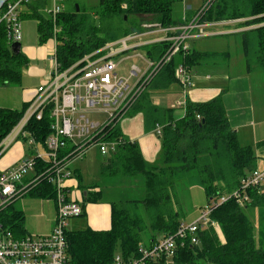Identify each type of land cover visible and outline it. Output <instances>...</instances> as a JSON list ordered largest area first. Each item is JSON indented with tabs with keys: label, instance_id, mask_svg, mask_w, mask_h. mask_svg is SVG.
<instances>
[{
	"label": "trees",
	"instance_id": "1",
	"mask_svg": "<svg viewBox=\"0 0 264 264\" xmlns=\"http://www.w3.org/2000/svg\"><path fill=\"white\" fill-rule=\"evenodd\" d=\"M182 1L99 0L93 6L78 3L79 11L76 4L66 8L64 3V10L54 18L46 11L50 0H32L22 6L21 18L37 21L40 45L56 40L58 62L65 69L110 42L146 31V24L157 23L161 27L179 25L182 21L174 17L173 10L175 4ZM232 20H243L238 23V28L243 29L236 33L242 38L248 71H260L264 75V0H215L200 18L202 22ZM56 26L58 30H55ZM11 44L8 29L1 23L0 85L21 84L23 69L30 64L23 51L13 53ZM170 45V41L163 40L146 44L142 49L149 60L158 62ZM229 56V50L180 51L144 84L125 116L142 113L147 129L162 125V148L156 162L149 163L139 144L123 135L122 118L105 128L101 134L105 139L120 141L111 155L104 157L100 175L141 177L145 182V196L112 202L111 226L108 229L90 226L67 229L72 264H110L117 254L126 260L139 257L141 246H152L162 236L175 233L182 222L177 186H202L210 204L212 200L238 189L242 179L259 168V156L252 145L240 142L221 94L207 101L188 100L183 116H177L174 108L158 106L151 100L153 91L166 89L179 81L176 69L180 64L190 69ZM31 101L21 108L0 106V143L23 117ZM51 124L52 118L47 111L40 120L32 117L26 129L45 147L46 138L52 132ZM258 147H264V140L258 143ZM261 157L264 159V149ZM39 164L41 166L42 162ZM74 174L78 186L86 191L81 199L84 206L82 217L87 204L98 202L102 192L95 191L97 183L90 186L82 184L79 169H75ZM247 194L250 200L246 206H241L233 198L218 203L210 214V222L198 232V243L191 242L189 238L183 240L171 258L172 263L264 264V186L250 188ZM56 195L55 185L42 180L23 197L55 199ZM15 203L16 200L1 213L2 221L16 235L25 236L28 234L26 213ZM249 207L258 208V231L246 213ZM142 213L147 217L144 218ZM149 227L153 233L146 240L144 231ZM150 264L167 262L164 257Z\"/></svg>",
	"mask_w": 264,
	"mask_h": 264
},
{
	"label": "built area",
	"instance_id": "2",
	"mask_svg": "<svg viewBox=\"0 0 264 264\" xmlns=\"http://www.w3.org/2000/svg\"><path fill=\"white\" fill-rule=\"evenodd\" d=\"M30 1L8 0L0 10V24L6 25L12 42L22 40L21 8ZM214 1L207 0L196 11L191 24L181 26L177 33L163 39L170 41L171 45L158 62L148 61L145 71L135 65L132 67V74H140L134 85L118 76L115 56L132 48L131 43L136 34L110 42L65 69L58 62L54 40L55 45L48 56L51 67L45 82L37 87L25 114L0 143V155L16 140H22L32 151L29 156L0 171V264H72L66 238L68 221L84 213L82 201L72 197L66 187V180L74 175L73 162L82 158L94 144L98 145L104 157L111 155L120 140L105 139L104 134L101 135L105 128L125 116L144 84L159 68L180 51L190 50L189 40L194 37L193 29L204 26L200 18ZM64 3L65 0H51L46 11L56 18L64 10ZM164 29L170 31L174 27ZM55 30H58V26ZM176 76L183 91L193 86L192 75L185 65L177 67ZM98 105L102 107L98 108ZM186 106L187 101L184 111ZM95 110L110 114L105 124L95 122L86 115ZM47 111L52 118V132L46 138L45 147H42L26 126L32 117L40 120ZM155 131L161 135L162 125L158 124ZM42 180H47L57 188L53 229L48 234L18 236L3 224L1 213ZM259 186H264V167L252 170L242 179L238 189L212 200L197 220L189 224L182 221L175 233L162 236L152 246H141L139 257L126 260L117 254L110 264H150L164 257L167 264H171L169 259L174 256L179 244H183V240L189 238L191 242L198 243V232L210 222V214L218 203L233 198L241 206H246L250 200L247 191Z\"/></svg>",
	"mask_w": 264,
	"mask_h": 264
},
{
	"label": "rangeland",
	"instance_id": "3",
	"mask_svg": "<svg viewBox=\"0 0 264 264\" xmlns=\"http://www.w3.org/2000/svg\"><path fill=\"white\" fill-rule=\"evenodd\" d=\"M206 1L207 0H183L182 2H177L174 6L173 15L176 19L181 18L182 6H184V4H186L187 2L197 6L200 4H204ZM78 3L93 6L97 5L99 3V0H66L65 6L66 8H70L74 4ZM26 22L28 25H34L36 23V20L30 18L24 19L22 22L23 27L25 26ZM237 27H239V25H237ZM32 34L33 40H31L29 44L27 43V45L32 46L35 49L41 47V45H39V43L37 42V37L35 36L37 34L36 30L33 29ZM210 38L212 39L208 40L209 38H203L200 40H195L192 43V48L198 49L199 43L205 42V47H208L209 49L230 51V60H226L225 58L217 60V63L221 65V69L228 70H225V72L223 73L222 71H219L220 73L217 74L218 78L215 79L212 85H218L220 86V89H228L224 91V95L229 116L230 119H232V123L234 125L233 127L238 131L239 140L242 144L252 145L254 147L256 154L259 156L258 167L263 168L264 159L261 157V152L263 151L264 147H258V143L264 140V75L260 71H248L245 62L242 38L239 33L232 35H218L217 37ZM42 46H44L45 48H48L49 46L51 48V45L47 43ZM120 56H122L121 59H123L117 66L116 71L118 76L120 78L128 79L131 85L136 84L139 80L140 74H132L131 69L135 65L144 70L147 66V63L144 61V58H147V53L143 50L134 55L126 54L125 56V54H122ZM118 58L119 57H117V59ZM30 60V65L26 66L23 69V72H26L30 66L37 63V60H35V58ZM228 62L230 65H227V67L225 68V64H228ZM214 67L219 68L215 65ZM24 78L25 80L22 81L23 84L21 83V87L24 86L26 87V89L34 88L38 86L39 83L42 84L43 82H45V80L43 79V81L42 77L39 76L29 78L25 76ZM188 93L189 89H187L186 91H182L181 93H179V95L173 97L170 101L171 107L183 109ZM165 97L166 96H160L158 98H154V100L165 105L169 103L164 100ZM99 107L102 106L98 105V108ZM86 115L91 118V120L100 122L101 124H105L110 117V114L104 110L90 111L86 113ZM124 117L127 118L128 116ZM103 159L104 156L101 154L98 145L94 144L88 148L86 154L82 158H79L75 160V162H73V170L76 169V165H79L81 169L82 184H91L92 182H96L98 180ZM74 180L78 181L76 174L74 175ZM115 180L116 187L113 189L111 187V182H102V190L104 195L103 198H138V188L132 187V184L130 183L133 182V180L137 179H135L134 177H117V179ZM136 182H139V180H137ZM125 186L130 187L126 188ZM113 190H115L116 192ZM176 194L181 206V219L186 224L197 220L201 216L202 210H204L208 206L204 188L200 185L181 184L177 186ZM142 195L143 196L140 197L143 198L145 196V190ZM15 204L19 207H22V209L26 212L25 226L28 234H48L50 232L52 223L54 225L56 220V208L54 199L21 197L16 200ZM246 213L249 215L258 231V229L260 228V215L258 208L249 207L246 209ZM142 214L144 218L147 217L145 213ZM84 220H86V216L70 219L68 221L67 228L74 229L82 227ZM146 228L144 233L146 234L147 240V238L153 233V231L152 229H150V227L148 230H146ZM169 261H171L169 263L173 264L171 258L169 259Z\"/></svg>",
	"mask_w": 264,
	"mask_h": 264
},
{
	"label": "crops",
	"instance_id": "4",
	"mask_svg": "<svg viewBox=\"0 0 264 264\" xmlns=\"http://www.w3.org/2000/svg\"><path fill=\"white\" fill-rule=\"evenodd\" d=\"M197 5L195 6L192 3H186L184 6H182V15L180 19L182 22L179 25L174 26V30H166L163 27L154 24H146V26L152 25L151 28L148 27V29L142 33L136 34L137 36L132 40V48L126 52L123 53V55L128 54H137L141 51H143L142 47L146 44H150L153 42H158L166 38L167 36H171L175 33H177L181 26L183 25H189L191 24L192 20L194 19V15L196 11L201 6ZM239 23V20H232V21H222V22H204L201 23V25H204L202 27H196L193 29L194 37L189 40L190 43V49H196L199 51H225V50H214L209 49L208 47H205V42L199 43V47L192 48V43L195 40H200L203 38H209L208 40H211L210 37H217L218 35H232V34H238L236 32L241 31L242 28H238L237 25ZM36 30V39L38 41V32H37V21L33 25H28L27 22L25 23V26L23 27L24 34L21 40L22 43V51L28 56L29 61L30 59L35 58L37 60L36 64H33L30 66L26 72H23V78L22 81L25 80V76L29 77H42V80H46L51 63L49 61L48 56L50 55V51L54 47L55 43L54 41L49 42L47 44L51 45V48L48 46V48H45L41 45V47L34 48L32 46L27 45L31 40H33V34L32 30ZM228 33V34H226ZM40 45V44H39ZM33 57V58H32ZM118 62H120L122 59L120 55H118ZM217 59V57L215 58ZM226 59V58H225ZM230 60V56L226 60ZM144 61L147 63L146 68L148 67V61L152 62L148 58H144ZM31 63V62H30ZM30 65V64H29ZM215 66H218L219 68H215ZM225 68L228 64H225ZM225 70L228 69H221V65L217 63V60L215 62H208V63H201L199 65L192 66L189 69V73L192 75V80L194 82L193 86L189 87V93L186 98V101H207L210 100L219 94L222 95V99L225 104L226 112L228 115V118L232 123V119H230L229 112L227 109L226 101H225V93L224 91L228 90L226 88H221L218 85H212V83L215 81L216 78H218L217 74L220 73L219 71L225 72ZM43 80V81H44ZM23 84V82H21ZM22 84L19 85H13V84H6V85H0V106L1 107H8V108H21V106L30 101L37 90V87L41 84L39 83L38 86L26 89V87L22 86ZM183 91V86L180 81L170 85L166 89H159L155 90L151 93V100L154 102V104H158V106L166 107V108H174L175 114L177 116H183L185 111L184 108H176L171 107V99L179 93ZM160 96H166L165 101L169 102L168 104L163 105L162 103L156 102L154 98H158ZM127 116V115H126ZM121 129L123 132V135L128 138L131 141H136L141 150L144 158L149 163H154L159 158V155L161 153V138L160 135L155 131L156 128H148L145 125V119L144 115L142 113L130 115L127 118H123L120 121ZM32 153V151L26 146V144L22 140H16L14 141L6 150L4 155L0 158V171L10 167L14 163H16L18 160H20L23 157L29 156ZM27 154V155H26ZM76 169H79L81 172V169L79 165H76ZM82 173V172H81ZM75 175V174H74ZM73 175V176H74ZM68 178L66 180V187L69 189V191L72 193V197H75L78 200L83 199L84 196V190L78 186V181L74 180V177ZM135 179L139 180V182H136L137 180H133V182H130L132 184V187L138 188L139 190V196L138 198H142L140 196H143V192L145 190V182L144 179L134 177ZM117 177H102L99 176L98 180L96 182H92L91 184H86L87 186H90L92 184H98V187L95 188V191L101 190L102 197L98 202H91L88 203L86 206V213L84 216H86V220H84V223L82 227L79 228H85L87 226H90L94 229H108L111 226V203L114 201H120V200H127V199H135V198H127V199H121L120 197H116L115 199H107L103 198V190H102V182H111L112 189L116 187V180ZM142 182H141V181ZM126 188H129L130 186H125ZM91 190H94L91 188ZM115 191V190H113ZM116 192V191H115ZM86 195V194H85ZM55 202V201H54ZM22 208V207H21ZM56 208V204H55ZM26 213V212H25ZM54 219V217H53ZM75 224V221H74ZM53 223L50 228V232L53 229ZM49 232V233H50Z\"/></svg>",
	"mask_w": 264,
	"mask_h": 264
},
{
	"label": "water",
	"instance_id": "5",
	"mask_svg": "<svg viewBox=\"0 0 264 264\" xmlns=\"http://www.w3.org/2000/svg\"><path fill=\"white\" fill-rule=\"evenodd\" d=\"M8 0H0V10L3 7V5L5 4V2H7ZM77 6V10L79 11V5L76 4ZM127 18V16H126ZM11 49L13 51L14 54H19L20 52H22V43L21 41H14L11 44ZM84 194H86V191L84 192Z\"/></svg>",
	"mask_w": 264,
	"mask_h": 264
},
{
	"label": "bare ground",
	"instance_id": "6",
	"mask_svg": "<svg viewBox=\"0 0 264 264\" xmlns=\"http://www.w3.org/2000/svg\"><path fill=\"white\" fill-rule=\"evenodd\" d=\"M117 57H118V56H115V59L117 60V63L119 64Z\"/></svg>",
	"mask_w": 264,
	"mask_h": 264
}]
</instances>
